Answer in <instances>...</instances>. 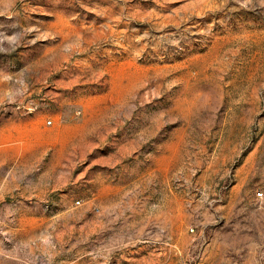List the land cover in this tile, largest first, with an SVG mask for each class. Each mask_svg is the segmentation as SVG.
<instances>
[{
	"label": "rangeland",
	"instance_id": "obj_1",
	"mask_svg": "<svg viewBox=\"0 0 264 264\" xmlns=\"http://www.w3.org/2000/svg\"><path fill=\"white\" fill-rule=\"evenodd\" d=\"M0 264H264V0H0Z\"/></svg>",
	"mask_w": 264,
	"mask_h": 264
},
{
	"label": "built area",
	"instance_id": "obj_2",
	"mask_svg": "<svg viewBox=\"0 0 264 264\" xmlns=\"http://www.w3.org/2000/svg\"><path fill=\"white\" fill-rule=\"evenodd\" d=\"M48 124H50V121L48 122Z\"/></svg>",
	"mask_w": 264,
	"mask_h": 264
}]
</instances>
